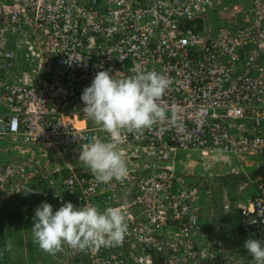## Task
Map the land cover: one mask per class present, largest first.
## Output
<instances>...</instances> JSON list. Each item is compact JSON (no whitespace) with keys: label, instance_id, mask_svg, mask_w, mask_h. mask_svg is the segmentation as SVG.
I'll list each match as a JSON object with an SVG mask.
<instances>
[{"label":"built area","instance_id":"built-area-1","mask_svg":"<svg viewBox=\"0 0 264 264\" xmlns=\"http://www.w3.org/2000/svg\"><path fill=\"white\" fill-rule=\"evenodd\" d=\"M136 65L169 77L177 126L126 134L128 175L101 184L79 154L107 133L84 116L81 96L98 71L121 78ZM5 137L39 149L0 162V191L23 206L34 194L17 190L42 193L46 181L54 210L71 201L127 212L120 246L65 245L54 264H252L218 226L214 187L248 176L256 195L223 207L246 240L261 239L263 167L254 180L243 163L264 158V0H0ZM200 159L222 168L195 169Z\"/></svg>","mask_w":264,"mask_h":264},{"label":"clouds","instance_id":"clouds-1","mask_svg":"<svg viewBox=\"0 0 264 264\" xmlns=\"http://www.w3.org/2000/svg\"><path fill=\"white\" fill-rule=\"evenodd\" d=\"M131 71L133 75L117 78L110 70H100L81 96L84 116L107 133L106 141L98 139L82 145L79 154V160L101 184L123 182L128 175L127 162L120 151L126 134L142 135L158 123L177 126L179 109L164 102L171 84L169 77L140 65ZM21 189L25 195L39 194L27 186L17 191ZM33 221L34 243L51 255L61 252L65 245L81 251L120 246L128 231L127 212L119 206L101 210L96 205L77 207L68 201L54 210L51 203L44 201L36 207ZM244 247L254 264H264V241L250 237Z\"/></svg>","mask_w":264,"mask_h":264},{"label":"rangeland","instance_id":"rangeland-1","mask_svg":"<svg viewBox=\"0 0 264 264\" xmlns=\"http://www.w3.org/2000/svg\"><path fill=\"white\" fill-rule=\"evenodd\" d=\"M3 140L5 143L8 140L12 142V140L7 137H5ZM10 145L15 146V143L12 142ZM0 148L2 153L11 152L9 149L10 147L5 144ZM14 149L16 148L14 147ZM8 150H10V152ZM13 152L14 151H12V153ZM204 161L205 159H200V161H198V166L195 169L199 168L202 170V168H204L203 166H206L207 171L210 169L220 171V168H222V165L218 159L206 160L205 163L207 165H203ZM245 163L247 162L243 163V167L245 168L244 170L249 173L250 170H252L251 168L253 167V164L250 165V168H248L245 166ZM224 164V168L227 170L228 162L224 161ZM262 174L264 176V171ZM227 178V182H223L222 180V182L216 186L215 200L219 207L215 216L218 226L223 230L222 232L224 236L231 244H233L234 247L241 248L244 245L246 238H244V236H242V234L236 229L234 221L231 220L232 216L225 211L223 206L227 201H229L231 205L234 206L236 200L239 201L244 199L246 197H244L246 194L245 190H247L249 187L246 185L247 183L245 182V177L241 176L240 178H237L238 180L236 181H234L235 179L233 180V178ZM234 185L235 187H233ZM232 197H236L237 199L233 200ZM36 202L42 203L41 201L38 202L36 200L33 203L31 202L30 205L23 206L20 201L9 197L6 192L0 191V264L49 263L47 259L48 254L41 250L36 243H34L32 237L31 228L34 223L33 216L35 214V209L38 206ZM14 210L16 211L14 212L16 214L13 213ZM23 236L25 243H21L19 240L21 237L23 238ZM9 245L15 246L13 248L12 246L9 247ZM26 259H28L30 263H28ZM252 264H254V261Z\"/></svg>","mask_w":264,"mask_h":264},{"label":"trees","instance_id":"trees-1","mask_svg":"<svg viewBox=\"0 0 264 264\" xmlns=\"http://www.w3.org/2000/svg\"><path fill=\"white\" fill-rule=\"evenodd\" d=\"M28 147H31V146H28ZM28 149H29V151L31 150L30 148H28ZM261 168H262V166L259 167L260 170H261ZM251 169L252 170L250 172L253 171V168H251ZM241 176L246 178L245 182L248 181L249 178H248V176L246 174H235V175H231V176H229V179L230 178H233V180L235 179L234 181H236V180H238L237 178H240ZM256 178H257V176L253 177L252 179L255 180ZM226 180H228V178H225L223 180V182H227ZM40 186H42L43 192L42 193H39V194H34L33 197L38 202H40V201L44 202V200L47 201L46 198L49 197V196H51V191L48 190L49 189L48 184L46 183V181H41L40 182ZM233 187H235V185ZM215 190H216V187H214V197H215ZM245 192H246V194L244 195V197L245 196L246 197L244 199H241V200H245L248 196L256 195L257 189H255V185H252L250 188H248L247 190H245ZM232 199L233 200H236L237 198L236 197H232ZM218 207H219L218 204L214 202V209H215V211L218 210ZM14 212H16V211L14 210L13 213ZM14 214H16V213H14ZM231 220L234 221V218L231 217ZM244 238H245V236H244ZM257 239H260V238H257ZM19 240L21 241V243H24L25 242L24 238H22V237ZM260 240L261 241H264V235L261 236V239ZM244 249H246V248L243 245L240 248V250H244ZM33 264H35V263H33Z\"/></svg>","mask_w":264,"mask_h":264},{"label":"crops","instance_id":"crops-1","mask_svg":"<svg viewBox=\"0 0 264 264\" xmlns=\"http://www.w3.org/2000/svg\"><path fill=\"white\" fill-rule=\"evenodd\" d=\"M7 138H9V139H11L10 137H7ZM3 139H5V138H3ZM3 139H0V147L2 146V145H7V146H9L10 148V150H11V152H10V150H8L10 153H2L1 151H0V162H4V161H7V160H10L11 158H15V155L18 153V151H19V149H21V148H30V149H36V150H39V149H37V147L36 146H31V147H28L27 145H25V144H22V143H20V142H14V141H12L13 143H15V146L14 145H10V143H12L11 141H7L6 143L4 142V140ZM12 140V139H11ZM4 142V144H3V142ZM14 147L16 148V149H14ZM0 150H1V148H0ZM12 151H14L13 153H12ZM260 159V158H259ZM262 161L264 162V158H262V159H260L259 161H257V162H261V163H259L258 165H259V167L261 166V165H263L262 164ZM256 162V163H257ZM251 163V164H250ZM252 164H254V163H252V162H248V163H245V166L246 165H252ZM263 167V169H264V166H262ZM255 169H259V168H256L255 167ZM255 169H253V171L255 170ZM262 169V168H261ZM260 170V169H259ZM264 171V170H263ZM261 172V171H260ZM37 203V202H36ZM41 203H37V205H40ZM25 214V213H24ZM29 230V229H28ZM27 230V231H28ZM23 238H24V236H23ZM30 239V238H29ZM30 241V240H29ZM25 243V242H24ZM10 246H12L13 248H14V246L15 245H10ZM25 246V245H24ZM48 254V253H47ZM47 259H48V261H49V263L48 264H53V262H52V259L54 260V257H53V255L51 256V254H48L47 255ZM24 261V260H23ZM26 261L28 262V263H30V261L28 260V259H26Z\"/></svg>","mask_w":264,"mask_h":264},{"label":"water","instance_id":"water-1","mask_svg":"<svg viewBox=\"0 0 264 264\" xmlns=\"http://www.w3.org/2000/svg\"><path fill=\"white\" fill-rule=\"evenodd\" d=\"M259 169H255L253 172L250 173V176L254 177L259 174Z\"/></svg>","mask_w":264,"mask_h":264},{"label":"bare ground","instance_id":"bare-ground-1","mask_svg":"<svg viewBox=\"0 0 264 264\" xmlns=\"http://www.w3.org/2000/svg\"><path fill=\"white\" fill-rule=\"evenodd\" d=\"M76 124H77L78 126H82L84 123H83V122H76Z\"/></svg>","mask_w":264,"mask_h":264}]
</instances>
